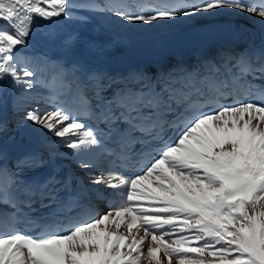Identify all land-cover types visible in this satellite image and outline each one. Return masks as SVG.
<instances>
[{
  "label": "snow or ice",
  "instance_id": "obj_1",
  "mask_svg": "<svg viewBox=\"0 0 264 264\" xmlns=\"http://www.w3.org/2000/svg\"><path fill=\"white\" fill-rule=\"evenodd\" d=\"M226 8L264 24V0H0V108L10 80L17 127L55 138L11 165L0 152V264H264V47L221 51L218 61L155 80L61 67L58 77L70 72L71 80L47 98L31 95L47 86L45 69L23 51L36 19L74 10L123 25ZM42 99L50 110L32 106ZM7 126L0 118V132ZM57 147L69 150L87 185L71 173L58 178L55 160L65 154ZM132 158H147L141 174L126 172ZM49 165L43 181L24 177ZM101 186L115 202L72 222L91 213L85 201L100 198Z\"/></svg>",
  "mask_w": 264,
  "mask_h": 264
},
{
  "label": "bare ground",
  "instance_id": "obj_2",
  "mask_svg": "<svg viewBox=\"0 0 264 264\" xmlns=\"http://www.w3.org/2000/svg\"><path fill=\"white\" fill-rule=\"evenodd\" d=\"M81 17H87L82 19ZM240 21L256 26H264L260 19L254 15L238 12L231 9H223L213 14H199L195 16L180 17L174 20H162L152 24H121L114 16L107 13H87L74 10L70 17L53 18L51 21L36 19L33 34L29 39L27 49L23 51L36 57L45 71L42 76L50 79L52 75L59 73L61 67L71 69L69 57L87 54L97 60H114V57L101 51V45L118 46L121 48H151L158 44L172 40L185 32L205 26H213L230 22ZM78 39L70 46L65 40L70 36ZM92 45H95L93 47ZM70 73V72H69ZM6 91L2 93L5 104L1 110L7 113L8 126L14 130L16 135L26 137L34 134L41 141L43 137L54 140L42 128L26 123L23 127H17V117L12 107V94L14 89L11 81L3 82ZM33 97L43 96L47 98L46 91L37 86L31 93ZM45 110H50L45 101L39 104L32 103ZM67 148L57 147L56 151L64 153ZM145 244V250L147 248ZM142 264H147L142 260ZM173 264H177L174 260Z\"/></svg>",
  "mask_w": 264,
  "mask_h": 264
},
{
  "label": "rangeland",
  "instance_id": "obj_3",
  "mask_svg": "<svg viewBox=\"0 0 264 264\" xmlns=\"http://www.w3.org/2000/svg\"><path fill=\"white\" fill-rule=\"evenodd\" d=\"M17 118L20 119V116H18Z\"/></svg>",
  "mask_w": 264,
  "mask_h": 264
}]
</instances>
